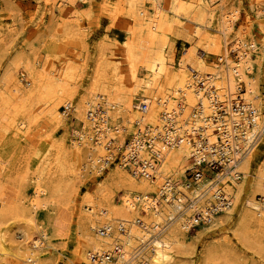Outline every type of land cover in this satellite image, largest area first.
<instances>
[{"label":"bare ground","instance_id":"obj_1","mask_svg":"<svg viewBox=\"0 0 264 264\" xmlns=\"http://www.w3.org/2000/svg\"><path fill=\"white\" fill-rule=\"evenodd\" d=\"M226 3V0H221V5L215 6V0H196L195 3L163 0V3H153V12L149 14L144 0H122L116 10L122 12L123 5L128 6L125 13L130 22L123 27L131 35L129 40L123 41L122 53L128 65L126 71L98 61L87 93L77 100L80 83L76 80V67L72 63L56 65L46 71L38 60L17 56L5 67L0 76V137L8 133L20 135L24 125L41 118L43 127H48L51 122L61 124L71 139L68 146L61 140L57 144L50 142L54 152L40 162L32 179L27 180L25 175L18 174L7 179L0 177V264H46L47 250L52 246L50 238L62 235L68 228V207L77 193L76 185L83 181L85 171L90 172L94 168L97 175L110 170L82 200L77 215L80 241L74 264H188L191 245H188L187 238L191 230H203L223 222L233 214L234 205H240L239 217L232 228L234 235L243 245L264 254V203L256 197L264 196V158L250 182L252 193L242 199L254 162L252 154L261 142L263 145L259 152L264 153V92L261 84L264 73V0H253L258 19L256 28L252 24L241 25L231 42L228 36L234 32L239 10L227 7ZM218 8L221 13L217 12ZM205 29L218 33L208 36L204 34ZM247 36L250 40L246 39ZM178 39L188 43L205 39V42L200 43L203 45L200 48L193 44L186 48L183 56L173 65L175 53L172 48ZM234 41L235 45L231 48ZM248 46L254 47L253 53L247 51ZM231 50L238 52L239 60L236 62L229 55ZM208 52L218 54L223 63L235 66L238 78L233 74L226 75L224 66L218 62L207 64L203 56ZM110 73L115 83L108 79ZM206 74L212 77L220 101H225L226 93L234 98L237 94L235 89L243 82L246 92L242 98L254 110V122L245 125L237 143L223 146L224 151L232 148L230 153L240 157L239 163L223 179L220 174L216 175L219 181L213 182L211 190L200 199V206L211 200L215 203L214 212L204 210V214L211 218L205 216V221L201 222L192 211L178 214L182 207L177 202L181 197H175L168 191L167 198H161L163 179L173 180L177 188L186 194L197 192L189 191L184 183L170 175L174 173L185 180L186 171L193 164L194 147L190 141L175 148L168 147L162 138L155 142L156 149L164 155L156 170V178L132 173L120 163L112 168V158L106 145H103L107 141L105 138L109 137L110 128L88 120L87 112L100 100L105 123L111 122L112 126L124 130L116 137L121 144L127 132L133 133L135 140H139L148 128L161 133L163 105L169 112L175 113L179 129L196 131L203 124L196 111L201 98L196 83ZM134 99L147 102L148 111H135ZM209 102L207 99L203 101L202 114L210 113ZM62 106L73 107L70 112L74 122L71 131L65 125L68 112H63L60 109ZM242 119H247V115ZM232 122L237 123L238 119L229 121L226 131L230 130ZM205 125L212 135V125ZM261 130L263 132L256 141ZM218 139L219 136L212 135L210 142ZM28 184L33 186V195L29 199L23 192ZM221 194L226 198L230 196L233 206L215 213L219 210L216 202ZM38 208L55 212L46 222H39L35 216ZM169 221L171 223L163 228L162 225ZM122 226H125L124 230L120 229ZM101 228H107L105 235L100 233ZM117 247L120 252L109 261H92L93 254L110 253ZM219 247L207 248L203 264H237L232 258L228 240Z\"/></svg>","mask_w":264,"mask_h":264},{"label":"rangeland","instance_id":"obj_2","mask_svg":"<svg viewBox=\"0 0 264 264\" xmlns=\"http://www.w3.org/2000/svg\"><path fill=\"white\" fill-rule=\"evenodd\" d=\"M121 1L0 0V76L5 67L17 56H21L25 60H38L46 71L52 70L56 65L72 63L76 67V80L80 83L76 96L77 100L82 94L87 93L86 91L90 87L94 68L98 61L101 60L105 65L119 66V69L126 71L128 65L122 53L123 41L129 40L131 35L123 26L130 22V18L125 13L128 7L125 4L121 10L122 12L116 10V6H119ZM157 1L163 3V0H144L149 14H152L154 9L153 3ZM183 1L195 3L196 0ZM226 2L227 7H235L239 10L236 23L234 24V32H232L231 36H228L229 42H231L235 40L237 31L241 25L250 26L252 24L251 26L256 28L258 19L255 14L253 0H226ZM220 5L221 0H215V6ZM117 12L118 14H116ZM217 12L221 13L220 9ZM67 13L69 14L67 15ZM113 14L116 18H113ZM63 21L65 22L63 23ZM72 25L73 29H70ZM216 33L218 32L213 29L204 30V34H208V36L215 35ZM246 39L250 40L248 36ZM200 40H194V42L192 41L193 43H188L183 39L175 40L172 48L175 53V63L173 61V65H176L178 60L183 56V51L192 46V44L196 48L202 47L203 45H200V43L204 44L203 41L205 39L203 41ZM234 43L235 41L231 44L232 47L235 45ZM171 45L172 42H170L167 48L169 52L171 51ZM221 45L223 46V43ZM217 56L218 54L216 53L208 52L203 58L207 64L214 65V62H218ZM108 79L115 83L112 73L108 75ZM261 84L262 91L264 92V73ZM60 109L62 110V107ZM36 120L30 125H24V130L20 135L8 133L0 137V166L3 162V168L0 167L1 178H13L18 174L17 176L25 175V178L30 180L35 176L34 171H36L40 162L45 159V156H49L54 152L55 148L51 147L50 142L57 144L61 140L67 146L70 144L71 135L66 133L65 128L61 124L51 122V125H48V127H43L41 118L39 121L38 118ZM65 125L71 131V125H74L71 116L67 118ZM261 145H263V142L258 145L252 154L254 155V162L247 180L248 182L246 183V191L242 194L243 200L252 193L250 182L257 173L258 166L264 158V153L259 152ZM115 164H112L110 167L113 168ZM109 170L107 169L104 174L100 175H97L96 168L93 171H85L83 173V181L76 185L77 193L73 198L74 203L72 202L68 207L70 217L68 230H65L64 235L52 236L50 238L52 246L47 250L46 264H74L77 246L80 241V236L77 233V215L82 205V200L87 193L107 176ZM170 175L176 181L184 183V178L180 175H175L174 173H170ZM23 192L27 199H29L33 195V186L31 184L25 185ZM259 196L256 195L258 199ZM232 210L233 214L231 217L213 227L203 230L193 228L191 230L187 238L188 245H191L190 261L188 264H203V255L207 248L219 249V246L224 244L226 240L231 243L232 258L235 259L237 264H264V254L258 253L256 249L250 246L243 245L234 235L232 228L239 217L240 205H234ZM54 212L53 210L38 208L35 216L39 222H46L48 217L53 215ZM262 238L264 240V236Z\"/></svg>","mask_w":264,"mask_h":264},{"label":"built area","instance_id":"obj_3","mask_svg":"<svg viewBox=\"0 0 264 264\" xmlns=\"http://www.w3.org/2000/svg\"><path fill=\"white\" fill-rule=\"evenodd\" d=\"M231 46V45H230ZM230 48V47H229ZM232 48V46H231ZM247 51L254 52V47L247 48ZM229 55L232 61L236 62L239 60L237 51H230ZM217 57L218 64L224 66L226 75L233 74L238 78L237 68L232 66V64L223 63L221 58ZM196 79V77H193ZM212 77L209 75H204L201 79L197 80L198 92L200 94L199 105L196 108L197 114L203 119L202 127L196 131H186L179 129L176 125L175 113L169 112L167 106L163 105V110L161 111V133L154 132L153 128L145 129L147 131L140 135L139 140L134 139V134L127 132L128 136L124 143H119L118 137L120 133H123V129L119 126H112L111 122H106L102 117L105 113L102 112L103 106L98 102L94 103L89 107L87 112L88 120L95 121L97 124H105L109 127L108 130L109 137L105 138L104 146L106 145L108 152L111 156V163H120L125 168L130 170L132 173L145 175L147 177L156 178V170L160 163L162 162L164 155L160 150L155 147V142L161 138L170 148L178 147L184 144L186 141H190L193 144L192 166L186 171V178L184 180L185 187L194 194H186L182 189L177 188L173 180L163 179L164 184L161 186L162 195L161 198H167L168 191L169 194H173L175 197H181L178 203L181 204V211L178 210V214L186 213L192 211L195 218L201 222L205 216L211 218L210 215H205L204 210H209V212H214V202H207L204 206H200V199L207 195L208 191L214 186L213 182H218L219 178L216 175L220 174L222 179L224 176L230 174V171L234 169L239 163V156L234 153H230L232 148H228L226 151L223 150V146H231L238 142L241 138L244 127L252 125L254 122L253 112L249 104L245 102L242 95L246 92V87L243 82L239 83V86L235 89L236 96L232 98L231 94L226 93L225 101H220L218 98L217 87L213 84ZM209 100V114H202L204 111V100ZM72 106H62L63 112H68V118L71 116ZM133 109L140 113H146L149 109V104L145 101L135 100L133 104ZM244 115H247V119H242ZM238 119V122H232L230 130H225L227 123L231 120ZM249 119V120H248ZM248 120V122H247ZM206 123L212 125V135L219 136L218 141L211 143L210 138H212L209 127H205ZM264 130V127L262 128ZM261 130L256 136L255 140L261 136L263 132ZM113 133V135H112ZM225 133V134H224ZM224 134V136H222ZM99 135L101 133L99 132ZM226 135V136H225ZM230 139L231 141H228ZM220 141V142H219ZM222 142V146H219ZM255 142V141H254ZM130 145V146H129ZM143 153H142V152ZM147 153V155H140ZM239 157V158H238ZM210 182V184H208ZM204 183L203 187L200 185ZM230 197V196H229ZM228 196L221 194L217 198V204L219 210L215 213H221L225 210L230 209L233 206V200ZM230 200V202L228 201ZM259 200L264 203V196H259ZM199 207V209H198ZM214 207V208H213ZM210 220V219H209ZM169 223H165L163 228L167 227ZM121 230L125 229V226L120 227ZM107 228H101L100 233L105 235L107 233ZM160 232V231H159ZM120 249L117 247L110 253L105 254H93L91 259L93 262L102 263L103 261H109L112 257L119 253Z\"/></svg>","mask_w":264,"mask_h":264}]
</instances>
